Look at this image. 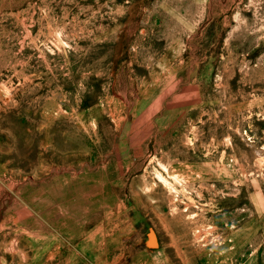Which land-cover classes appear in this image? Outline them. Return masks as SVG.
<instances>
[{
	"label": "rangeland",
	"instance_id": "1",
	"mask_svg": "<svg viewBox=\"0 0 264 264\" xmlns=\"http://www.w3.org/2000/svg\"><path fill=\"white\" fill-rule=\"evenodd\" d=\"M0 264H264V0H0Z\"/></svg>",
	"mask_w": 264,
	"mask_h": 264
}]
</instances>
